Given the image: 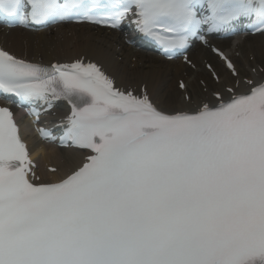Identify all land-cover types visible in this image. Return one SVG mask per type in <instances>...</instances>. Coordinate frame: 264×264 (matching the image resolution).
<instances>
[{
    "label": "snow or ice",
    "instance_id": "snow-or-ice-1",
    "mask_svg": "<svg viewBox=\"0 0 264 264\" xmlns=\"http://www.w3.org/2000/svg\"><path fill=\"white\" fill-rule=\"evenodd\" d=\"M129 18L170 54L244 19L264 32V0H0L10 26L115 29ZM243 83L215 102L161 108L147 85L118 87L84 57L42 64L0 47V95L45 111L66 102L61 134L37 131L88 150L82 165L44 180L0 107V264H264V80Z\"/></svg>",
    "mask_w": 264,
    "mask_h": 264
},
{
    "label": "bare ground",
    "instance_id": "bare-ground-1",
    "mask_svg": "<svg viewBox=\"0 0 264 264\" xmlns=\"http://www.w3.org/2000/svg\"><path fill=\"white\" fill-rule=\"evenodd\" d=\"M90 30L81 27L78 30L73 27H59L51 33H31L19 29L11 30L8 35L0 33V43L10 51L18 55L30 56L41 59L44 62L71 60L79 55L88 53L97 56L99 61L124 87H136L147 85V91L152 99L161 108H185L182 95L191 94L193 101L206 100L198 86V80H204L210 90H219L222 85L231 84L234 80L222 69L207 52L201 48L191 51L189 58L200 68L201 57L211 60L221 78L218 86L214 85L202 70L194 71L187 69L180 63L165 62L154 55L133 54L140 57L141 63L129 65L128 60L121 52L102 40L100 46L93 43ZM69 33V36L67 35ZM237 48L240 53V65L238 68L243 72V67L249 69H262L264 76V35L254 37L236 38ZM226 49H230L228 43H223ZM120 58V59H119ZM251 59V60H250ZM144 60V61H143ZM148 60V61H146ZM183 73L188 76L187 92L176 89V80L182 78ZM33 158L37 159L39 170L43 166L57 167V174L45 176L50 181H56L66 172H70L81 160L82 153L75 150H59L50 145H41L35 138L29 141Z\"/></svg>",
    "mask_w": 264,
    "mask_h": 264
}]
</instances>
